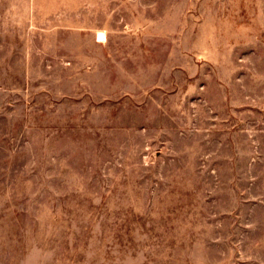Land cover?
I'll use <instances>...</instances> for the list:
<instances>
[{"label": "rangeland", "instance_id": "1", "mask_svg": "<svg viewBox=\"0 0 264 264\" xmlns=\"http://www.w3.org/2000/svg\"><path fill=\"white\" fill-rule=\"evenodd\" d=\"M0 264H264V0H0Z\"/></svg>", "mask_w": 264, "mask_h": 264}, {"label": "bare ground", "instance_id": "2", "mask_svg": "<svg viewBox=\"0 0 264 264\" xmlns=\"http://www.w3.org/2000/svg\"><path fill=\"white\" fill-rule=\"evenodd\" d=\"M104 40V34L103 33H99L98 34V41L102 42Z\"/></svg>", "mask_w": 264, "mask_h": 264}]
</instances>
